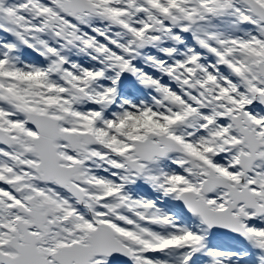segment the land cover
<instances>
[{
  "label": "snow or ice",
  "instance_id": "6c2138e0",
  "mask_svg": "<svg viewBox=\"0 0 264 264\" xmlns=\"http://www.w3.org/2000/svg\"><path fill=\"white\" fill-rule=\"evenodd\" d=\"M0 264H264V0H0Z\"/></svg>",
  "mask_w": 264,
  "mask_h": 264
}]
</instances>
